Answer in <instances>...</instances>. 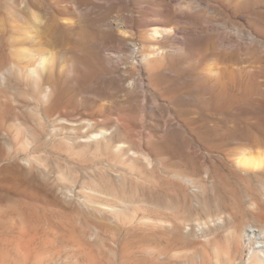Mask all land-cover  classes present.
<instances>
[{"label": "rangeland", "instance_id": "374dc122", "mask_svg": "<svg viewBox=\"0 0 264 264\" xmlns=\"http://www.w3.org/2000/svg\"><path fill=\"white\" fill-rule=\"evenodd\" d=\"M197 5L224 20L221 11ZM16 12L1 0L0 71L15 85L16 69L48 56L42 75L71 125L44 118L29 99L31 88H10L11 101L16 93L28 97L26 121L9 122V166L21 169L10 182L21 193L10 197L23 205L10 203L0 264H240L235 238L243 251L244 231L264 229V166L240 165L243 154L264 157V51L202 42L194 55L165 64L173 76L166 89H145L158 101L144 111L141 95L126 87L138 77L131 60L124 56L118 73L106 74L109 65L92 47L108 35L117 44V31L99 27L116 12L89 7L82 18L65 17L67 27L39 0ZM126 37L142 39L136 32ZM68 61L76 66H64ZM209 62L235 71L211 91L199 78ZM111 126L118 127L108 136ZM102 130L107 134L98 135Z\"/></svg>", "mask_w": 264, "mask_h": 264}, {"label": "bare ground", "instance_id": "6f19581e", "mask_svg": "<svg viewBox=\"0 0 264 264\" xmlns=\"http://www.w3.org/2000/svg\"><path fill=\"white\" fill-rule=\"evenodd\" d=\"M39 1H42L44 5L52 6L57 15L64 16L61 21L62 24L66 23L63 25L66 27L70 26L71 23L70 20H66L65 17L82 18L86 14V10L89 7L99 6L104 8L109 14L112 12L117 13L115 21L108 19L104 21V23L99 24V27L105 32L111 33L113 31H117V44L112 41L113 37L108 35L103 43L93 44L92 47L97 49L96 51H98L100 58L102 57V59L109 65V68L105 70L106 74L112 75L118 73L117 70L119 65L122 63V60H125L124 56H127V60H131V68L136 70L138 77H132L128 80L125 78L126 87L132 93L141 95L142 104L140 105L144 111H152L153 108L157 107V99H149L152 96H148L145 89L150 88V86H152V88L155 87L154 90L156 91L161 90V88L166 89L169 84L170 77L173 76L172 72H169V70L166 69L165 64L172 63L179 58L181 59V57H184L187 54L189 55L196 50L197 46L202 42H213L222 50H241L245 48L254 49V47H257L258 50L264 51V0ZM32 2L33 0H21V3H18L16 0H9V4L13 9H16L18 12L16 13L20 15H23L27 10H30ZM201 2L206 4L208 10L221 11L224 15V20L220 21L215 18L207 17L197 5V3ZM231 20L234 22H231ZM234 23L240 27H235ZM135 32L142 37L138 44L126 37L135 36ZM12 34L14 36L15 33ZM14 40L15 38L13 37L12 41L14 42ZM122 51H125L127 55L122 54ZM37 55L39 56H36L38 59L31 62V65L26 68L16 69L19 77L17 78L18 81L15 85H11V81H9V77L7 76L8 74L0 71V162L3 163L0 167V245L2 247L8 240L10 203L16 202L23 205L22 200L14 199L13 201L10 197L11 193L14 195H20L21 193L19 186L17 188H12L10 185L12 179L11 174L15 172L21 173V169L19 166H15L13 169L9 166L11 158L10 154L13 149V147H11V141L9 140L13 130L9 122L11 120L26 121V115L22 109L24 108V105L22 107V102L26 99L27 94L25 92H22L21 95L16 93L17 95H15V100L13 102L10 100V88L14 86V88L18 91L21 90L22 85L23 88H31L32 94L29 96V99L32 100L36 106L41 107L40 110L44 118L50 119L57 124L71 125V123H68V119L66 120L62 117L64 115L66 116L68 112L63 107L60 109L58 99L56 98V100L52 101V97L55 96L54 92L56 90L54 91L52 85H48V83L45 84L44 77L42 75L46 67L49 66L52 61H50L48 56L47 58H43L41 54ZM192 55L194 54L192 53ZM29 57L32 56L29 55ZM33 58L35 59V55ZM68 62L69 63H65L66 65L64 66H67L69 69L76 66L74 61ZM194 62L197 63L198 61L196 60ZM233 70L227 66L224 69L219 67L216 63L209 62V64L201 71L199 78L201 77L200 79L203 78L209 81L211 85L208 90L211 91L214 86L221 84L225 78L233 77L232 73L235 72ZM124 74L126 75L127 71H125ZM144 74L146 75V79L143 78ZM10 101L13 102V104H11ZM143 114L144 113H142V115ZM115 118V121L117 122H121L123 119L119 116ZM76 119L77 118H74V120ZM104 120L107 121V119ZM89 121L84 120L81 123L89 127L92 122ZM92 123L89 128L92 127ZM75 124L74 122L72 123V125L76 126ZM112 126L108 129L110 130V132H108V136L111 135L112 132L115 133L117 130L116 128L118 126H116V128H113ZM99 132L100 133H98V135L107 134L105 130ZM163 132H166V129H164ZM18 134L19 133L16 130V136L13 137L15 142L18 141ZM121 147L122 146H117V149L121 150ZM247 155L243 154L240 159V165L243 166V168L255 169L264 166L263 156ZM21 224H19L16 228L18 234L20 235V240L21 238L23 240L25 239L23 237V230L25 229H23V225ZM243 236V251L240 245L239 237L235 238L234 244V253L236 252L238 254L239 263L264 264V229H257L251 226L244 231ZM30 238H33V235ZM33 240H35V238H33Z\"/></svg>", "mask_w": 264, "mask_h": 264}]
</instances>
